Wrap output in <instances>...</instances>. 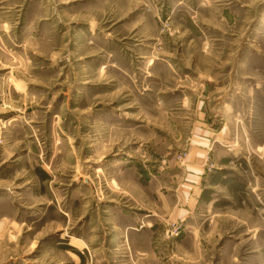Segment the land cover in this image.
<instances>
[{"label":"rangeland","instance_id":"obj_1","mask_svg":"<svg viewBox=\"0 0 264 264\" xmlns=\"http://www.w3.org/2000/svg\"><path fill=\"white\" fill-rule=\"evenodd\" d=\"M0 264H264V0H0Z\"/></svg>","mask_w":264,"mask_h":264}]
</instances>
